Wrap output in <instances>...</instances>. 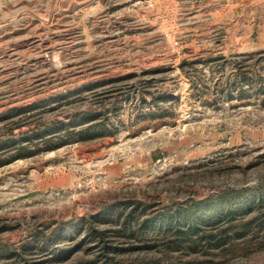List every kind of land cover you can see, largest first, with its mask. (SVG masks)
Wrapping results in <instances>:
<instances>
[{
  "label": "rangeland",
  "instance_id": "obj_1",
  "mask_svg": "<svg viewBox=\"0 0 264 264\" xmlns=\"http://www.w3.org/2000/svg\"><path fill=\"white\" fill-rule=\"evenodd\" d=\"M261 190L264 0H0V264H264Z\"/></svg>",
  "mask_w": 264,
  "mask_h": 264
},
{
  "label": "trees",
  "instance_id": "obj_2",
  "mask_svg": "<svg viewBox=\"0 0 264 264\" xmlns=\"http://www.w3.org/2000/svg\"><path fill=\"white\" fill-rule=\"evenodd\" d=\"M84 114L85 116H82L80 114L73 117L72 123L76 119L84 120L85 118H88L89 122L91 120L96 119L95 117L91 119V116H89L88 113H84ZM85 122L87 121L85 120L84 123ZM98 126H100V124L94 125L92 128L95 129ZM102 130L104 129L100 128V131ZM263 206H264V190H261L258 193V197L256 201L251 205H249L246 209H244V211L252 212L257 209L263 208ZM134 212L135 210H132L129 215L125 216L122 232L127 234L126 232L128 230H131L130 236H136V233H139L145 239L148 238L151 239V237L158 239L160 237H163L165 239L169 237H173V239H170V241H168V246L170 245L169 248H171L172 250H181L184 248V249H188L190 252H198V250L201 247H203L205 243L208 242L207 240L216 238L213 233L207 231L208 227L210 226H213V228L217 227L221 219L223 220L227 219L229 222L235 220L233 218V215H193V216L186 215L185 217L184 216L179 217L178 215H161L154 219L145 220L140 225L139 229L135 231L132 230L133 228L132 225L134 223L133 221L134 219L137 220V217L136 215H134ZM230 212L234 213L232 212L231 209ZM230 228L232 229V225H230ZM99 235L101 237V235H104V232H97L95 231V229H92L91 233L89 234V236H92V238L99 237ZM227 236L228 235H226L224 238H227ZM220 240H215L214 243L212 244L218 245L220 243ZM0 252H1V257H3V255H6L9 251L1 250ZM13 252L14 251H12V254ZM107 258L108 259H106L105 263L102 264H135V263H123L120 261H115L114 257L112 256H109ZM90 264H95V263L93 261Z\"/></svg>",
  "mask_w": 264,
  "mask_h": 264
}]
</instances>
